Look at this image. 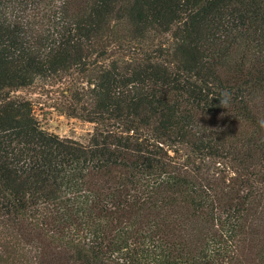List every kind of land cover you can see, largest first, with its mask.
Masks as SVG:
<instances>
[{"label":"trees","instance_id":"1","mask_svg":"<svg viewBox=\"0 0 264 264\" xmlns=\"http://www.w3.org/2000/svg\"><path fill=\"white\" fill-rule=\"evenodd\" d=\"M0 264H264V0H0Z\"/></svg>","mask_w":264,"mask_h":264},{"label":"rangeland","instance_id":"2","mask_svg":"<svg viewBox=\"0 0 264 264\" xmlns=\"http://www.w3.org/2000/svg\"><path fill=\"white\" fill-rule=\"evenodd\" d=\"M74 84L81 89L84 83H53L39 80L33 86L23 88L19 93L34 104L36 115L41 126L61 137L87 142L94 130V124L68 116L63 112L70 99V86Z\"/></svg>","mask_w":264,"mask_h":264},{"label":"clouds","instance_id":"3","mask_svg":"<svg viewBox=\"0 0 264 264\" xmlns=\"http://www.w3.org/2000/svg\"><path fill=\"white\" fill-rule=\"evenodd\" d=\"M221 103H224V101H223V100H221Z\"/></svg>","mask_w":264,"mask_h":264}]
</instances>
